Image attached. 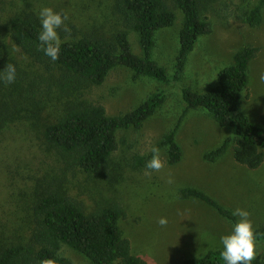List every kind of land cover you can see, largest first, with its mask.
Returning <instances> with one entry per match:
<instances>
[{
    "label": "rangeland",
    "instance_id": "1",
    "mask_svg": "<svg viewBox=\"0 0 264 264\" xmlns=\"http://www.w3.org/2000/svg\"><path fill=\"white\" fill-rule=\"evenodd\" d=\"M255 2L200 0L201 18L210 24V31L197 37L178 82L135 77L128 67L116 66L100 84L73 80L62 89L57 71L34 63L13 44L7 28L10 15L33 12L38 19L40 8L47 6L66 14L65 25H74L79 36L112 37L125 30L132 50L140 54L137 33L114 11L113 0H0V48L7 64L16 67L15 80L24 87L17 96L16 118L0 134V242L26 239L32 204L52 185H61L86 211L118 202L125 211L118 221L122 235L146 264H181L184 258L222 248L220 237L231 234L239 219L233 222L200 199L179 196L184 186L203 190L231 212L237 207L246 209L254 229L264 226V159L257 168H248L234 160L229 145L215 161L205 160L203 153L217 147L232 129L218 125L202 108L186 109L180 94L183 86L205 91L215 84L218 70L232 61L237 49L253 45L257 51L248 63L240 110L258 121L264 111V83L259 80L264 72V8L258 25L242 20L243 12ZM173 9L174 23L155 32L152 52L168 74L182 20L180 10ZM155 90L164 91L163 103L140 127L116 131L117 148L98 173L82 171L43 142L42 123L66 107L99 103L114 115L136 107ZM181 114L175 134L180 160L169 164L166 148L160 147L164 167L159 172L147 169L146 164L134 168V157L151 152ZM169 178L173 183H168ZM162 217L167 219L163 227L157 222ZM255 242L256 257L264 264V243ZM60 251L74 264H93L66 244Z\"/></svg>",
    "mask_w": 264,
    "mask_h": 264
},
{
    "label": "trees",
    "instance_id": "2",
    "mask_svg": "<svg viewBox=\"0 0 264 264\" xmlns=\"http://www.w3.org/2000/svg\"><path fill=\"white\" fill-rule=\"evenodd\" d=\"M173 8L180 10L182 20L172 73L168 74L154 60L152 52L155 32L174 23ZM263 8L264 0H256L243 12L242 20L250 26L258 25ZM113 9L125 26L137 33L140 54L132 50L125 30L117 31L112 37L79 36L75 26L71 25L68 27L70 34L60 29V55L59 59L52 61L38 50L37 35L41 27L33 12L10 15L7 28L11 41L23 54L34 63L59 73L58 83L62 89L73 80L100 84L116 66L128 67L135 77L144 75L162 83L178 82L197 37L210 31V24L201 18L200 0H113ZM256 51L257 47L253 45L237 49L232 61L218 70L215 84L205 91L184 86L180 89L186 109L202 108L218 125L232 129V134L217 147L203 153L207 161L218 159L229 145L234 160L248 168H257L264 159V111L255 121L240 110L241 94L248 81V63ZM4 55L0 48V71L7 64ZM23 90L17 80L7 85L0 79V134L16 118L17 96ZM164 98L163 90H155L136 107L114 115L108 114L99 103L74 104L53 120L42 123L43 142L69 158L82 171L98 173L117 148L116 131L140 127L155 113ZM182 117L183 114L155 145L166 148L169 164L181 158L175 134ZM151 156L152 152L136 155L133 167L145 165ZM179 196L200 199L235 222L230 209L199 188L184 186L180 188ZM124 215V208L116 201L86 211L61 185H52L44 189L32 204L31 229L26 239L0 242V264H39L42 259H51L54 264H74L61 253L63 244L79 251L93 264H146L131 251L129 239L122 235L118 221ZM255 239L264 243V226L255 229ZM221 250L208 249L198 256L184 258L181 264H226L220 256ZM252 264H262V261L256 257Z\"/></svg>",
    "mask_w": 264,
    "mask_h": 264
},
{
    "label": "clouds",
    "instance_id": "3",
    "mask_svg": "<svg viewBox=\"0 0 264 264\" xmlns=\"http://www.w3.org/2000/svg\"><path fill=\"white\" fill-rule=\"evenodd\" d=\"M38 19L41 27L37 35L39 41L38 50L43 51L52 61H56L59 59L62 43L57 30L61 29L70 34V29L65 25L67 15L45 6L40 8ZM16 71L14 65L7 64L0 71V79L5 84L10 85L15 82ZM259 80L261 83H264V72L259 74ZM151 152L152 156L146 163V168L159 172L164 167V162L160 156L161 149L158 146H153ZM168 183H173V180L169 178ZM232 215L239 219L234 224L231 234L220 237V243L222 245L220 256L226 264H252V261L257 256V246L255 242V229L250 219L251 214L246 209L237 207L233 210ZM157 222L162 227L167 225V219L163 217ZM39 264H54V261L51 259H42L39 261Z\"/></svg>",
    "mask_w": 264,
    "mask_h": 264
}]
</instances>
